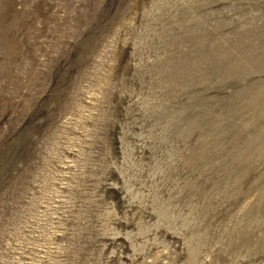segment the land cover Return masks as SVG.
I'll return each mask as SVG.
<instances>
[{
  "label": "rangeland",
  "instance_id": "374dc122",
  "mask_svg": "<svg viewBox=\"0 0 264 264\" xmlns=\"http://www.w3.org/2000/svg\"><path fill=\"white\" fill-rule=\"evenodd\" d=\"M0 264H264V0H0Z\"/></svg>",
  "mask_w": 264,
  "mask_h": 264
}]
</instances>
